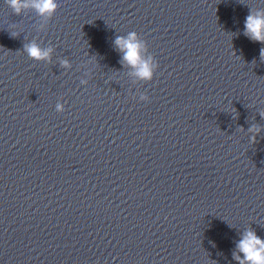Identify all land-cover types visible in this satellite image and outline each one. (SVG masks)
Here are the masks:
<instances>
[{
  "label": "water",
  "instance_id": "water-1",
  "mask_svg": "<svg viewBox=\"0 0 264 264\" xmlns=\"http://www.w3.org/2000/svg\"><path fill=\"white\" fill-rule=\"evenodd\" d=\"M58 3L0 0V264H238L241 234L264 238V43L243 31L264 0Z\"/></svg>",
  "mask_w": 264,
  "mask_h": 264
},
{
  "label": "clouds",
  "instance_id": "clouds-1",
  "mask_svg": "<svg viewBox=\"0 0 264 264\" xmlns=\"http://www.w3.org/2000/svg\"><path fill=\"white\" fill-rule=\"evenodd\" d=\"M14 13L20 14L27 9H33L38 15L51 18L59 7L58 0H4ZM244 35L255 42L264 43V9L249 11L245 17ZM116 47L123 53V61L136 69L135 75L145 81H151L158 68V63L152 54L148 53V46L144 40L139 38L138 33L129 32L127 36H117L114 40ZM24 51L28 58L35 61H50L53 52L52 47L42 48L36 42L25 45ZM260 56L264 59V48L260 49ZM63 67H70L68 60H62ZM86 84V81H81ZM140 100L148 102L149 97L140 95ZM56 111L63 112L64 105L60 102L56 104ZM252 135L249 137L250 143L255 142L260 128L253 125L248 129ZM236 251L233 258L238 264H264V238H261L253 230L246 229L236 242ZM243 255H240V254Z\"/></svg>",
  "mask_w": 264,
  "mask_h": 264
}]
</instances>
